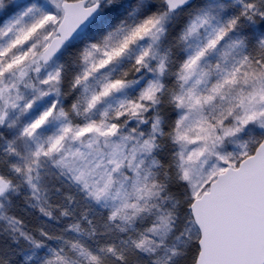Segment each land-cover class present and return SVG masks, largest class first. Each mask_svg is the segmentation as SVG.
Returning a JSON list of instances; mask_svg holds the SVG:
<instances>
[{
    "label": "snow or ice",
    "instance_id": "obj_1",
    "mask_svg": "<svg viewBox=\"0 0 264 264\" xmlns=\"http://www.w3.org/2000/svg\"><path fill=\"white\" fill-rule=\"evenodd\" d=\"M0 264H264V0H0Z\"/></svg>",
    "mask_w": 264,
    "mask_h": 264
}]
</instances>
